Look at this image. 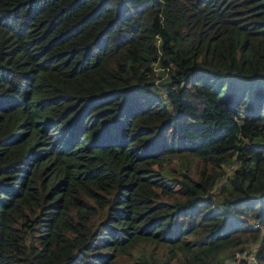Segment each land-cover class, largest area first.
<instances>
[{
	"label": "trees",
	"instance_id": "1",
	"mask_svg": "<svg viewBox=\"0 0 264 264\" xmlns=\"http://www.w3.org/2000/svg\"><path fill=\"white\" fill-rule=\"evenodd\" d=\"M264 264V0H0V264Z\"/></svg>",
	"mask_w": 264,
	"mask_h": 264
},
{
	"label": "built area",
	"instance_id": "2",
	"mask_svg": "<svg viewBox=\"0 0 264 264\" xmlns=\"http://www.w3.org/2000/svg\"><path fill=\"white\" fill-rule=\"evenodd\" d=\"M225 264H259V260L255 251H245L231 261H227Z\"/></svg>",
	"mask_w": 264,
	"mask_h": 264
},
{
	"label": "rangeland",
	"instance_id": "3",
	"mask_svg": "<svg viewBox=\"0 0 264 264\" xmlns=\"http://www.w3.org/2000/svg\"><path fill=\"white\" fill-rule=\"evenodd\" d=\"M238 255H240V254H238ZM116 264H128V263L126 262V258L125 257H121V258L118 259Z\"/></svg>",
	"mask_w": 264,
	"mask_h": 264
}]
</instances>
